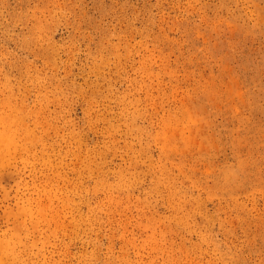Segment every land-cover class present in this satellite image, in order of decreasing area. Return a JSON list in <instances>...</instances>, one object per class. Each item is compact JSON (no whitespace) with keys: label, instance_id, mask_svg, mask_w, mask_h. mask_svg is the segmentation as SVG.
I'll return each mask as SVG.
<instances>
[{"label":"rangeland","instance_id":"374dc122","mask_svg":"<svg viewBox=\"0 0 264 264\" xmlns=\"http://www.w3.org/2000/svg\"><path fill=\"white\" fill-rule=\"evenodd\" d=\"M0 264H264V0H0Z\"/></svg>","mask_w":264,"mask_h":264}]
</instances>
